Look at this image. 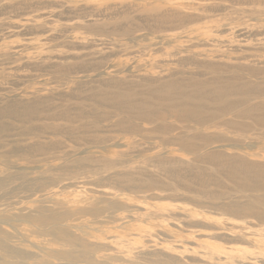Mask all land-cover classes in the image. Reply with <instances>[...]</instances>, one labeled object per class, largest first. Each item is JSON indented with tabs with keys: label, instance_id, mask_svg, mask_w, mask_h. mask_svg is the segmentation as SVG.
Masks as SVG:
<instances>
[{
	"label": "rangeland",
	"instance_id": "rangeland-1",
	"mask_svg": "<svg viewBox=\"0 0 264 264\" xmlns=\"http://www.w3.org/2000/svg\"><path fill=\"white\" fill-rule=\"evenodd\" d=\"M0 178V264H264V0H0Z\"/></svg>",
	"mask_w": 264,
	"mask_h": 264
},
{
	"label": "bare ground",
	"instance_id": "bare-ground-1",
	"mask_svg": "<svg viewBox=\"0 0 264 264\" xmlns=\"http://www.w3.org/2000/svg\"><path fill=\"white\" fill-rule=\"evenodd\" d=\"M257 19V18H256ZM133 69V68H132ZM7 160H9L8 162H12V159H8L7 158ZM3 182H4V180L2 179V178H0V184H3ZM2 192H5L4 191V189L2 188V189H0V193H2ZM35 217H38V220H40V221H45L46 220V218H45V216L42 214V215H38V216H35ZM1 223V222H0ZM123 230V229H122ZM43 249V248H42ZM12 253H14V252H12ZM18 253V252H17ZM15 254V253H14ZM11 259V258H10ZM84 262V261H83ZM90 263V262H89ZM91 264V263H90Z\"/></svg>",
	"mask_w": 264,
	"mask_h": 264
}]
</instances>
